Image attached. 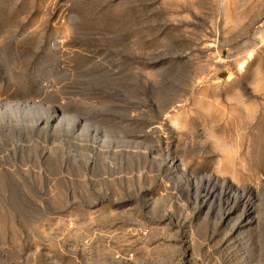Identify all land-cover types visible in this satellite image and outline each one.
<instances>
[{
	"label": "rangeland",
	"instance_id": "obj_1",
	"mask_svg": "<svg viewBox=\"0 0 264 264\" xmlns=\"http://www.w3.org/2000/svg\"><path fill=\"white\" fill-rule=\"evenodd\" d=\"M0 107V264H264V0H0Z\"/></svg>",
	"mask_w": 264,
	"mask_h": 264
},
{
	"label": "bare ground",
	"instance_id": "obj_2",
	"mask_svg": "<svg viewBox=\"0 0 264 264\" xmlns=\"http://www.w3.org/2000/svg\"><path fill=\"white\" fill-rule=\"evenodd\" d=\"M0 110H1V107H0ZM232 180V179H231ZM242 199V198H241ZM242 201H244V199L242 200ZM204 203V202H203ZM244 209L242 210L243 211V219H244V221L245 222H247V218H249L250 217V215L253 213V210H252V208H254V206H252L253 205V203L250 201V199H248L247 201H244ZM250 205V206H249ZM199 209V208H198ZM233 209V208H232ZM229 216H231V212L229 211L228 213H227V218L229 217ZM239 221V220H238ZM1 222V221H0ZM250 222H248V224H249ZM243 224H245V223H243ZM3 226V225H2ZM237 227V226H236ZM243 227V225L242 226H238V229L239 228H242Z\"/></svg>",
	"mask_w": 264,
	"mask_h": 264
}]
</instances>
